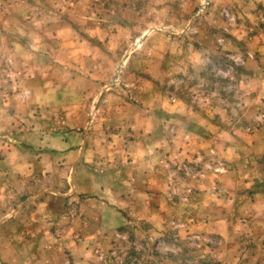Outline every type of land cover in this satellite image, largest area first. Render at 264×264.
Wrapping results in <instances>:
<instances>
[{
    "label": "rangeland",
    "instance_id": "1",
    "mask_svg": "<svg viewBox=\"0 0 264 264\" xmlns=\"http://www.w3.org/2000/svg\"><path fill=\"white\" fill-rule=\"evenodd\" d=\"M12 149L0 264H264V0H0Z\"/></svg>",
    "mask_w": 264,
    "mask_h": 264
},
{
    "label": "crops",
    "instance_id": "2",
    "mask_svg": "<svg viewBox=\"0 0 264 264\" xmlns=\"http://www.w3.org/2000/svg\"><path fill=\"white\" fill-rule=\"evenodd\" d=\"M59 141V140H58ZM58 149H61V147L59 146ZM16 150L18 149H12L10 151H8L6 154V158L3 160V165H4V168H5V165L8 166L7 170L4 169V171H0V177L4 175L5 180L7 181V179H9L8 177H14V178H17L18 176H24V175H30L33 173V171H39L40 169V166L42 167L43 164L37 162L36 160L33 159V167H32V164L30 163H25L24 161V158L21 157L20 154L16 153ZM19 152V151H18ZM78 151H76L77 153ZM79 153V152H78ZM77 153V154H78ZM2 162H0L1 164ZM28 167H31L30 169H28ZM44 170H42L43 172ZM8 175V177H7ZM71 186L69 188V190H72L73 191V199H75L76 195L78 194H81V193H84V192H88V191H84L82 188L80 189L79 187V183H78V178H77V175L76 174H73V176H71ZM122 203L125 202V199H122L120 200ZM127 203H124V205H126ZM119 209H121L120 206H118ZM116 208V209H118ZM120 213V212H119ZM118 213V216H117V212H116V216H114V220H124L121 216V214ZM28 264H38L37 261L36 263H32V262H29Z\"/></svg>",
    "mask_w": 264,
    "mask_h": 264
}]
</instances>
